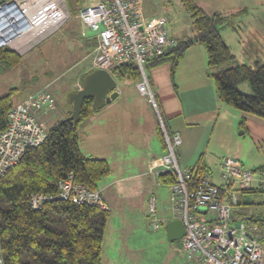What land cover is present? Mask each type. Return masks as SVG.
Listing matches in <instances>:
<instances>
[{
    "label": "built area",
    "instance_id": "2783aa9c",
    "mask_svg": "<svg viewBox=\"0 0 264 264\" xmlns=\"http://www.w3.org/2000/svg\"><path fill=\"white\" fill-rule=\"evenodd\" d=\"M89 1L78 13L80 22L94 32L96 39L91 69L110 71L118 63H135L140 73L136 89L147 97L158 115L166 144L161 158L163 172L173 177L170 204L174 216L185 227L182 248L203 264H264V228L237 224L232 219V210L242 191L264 190V170L255 173L243 168L236 157L224 156L219 162L220 184L214 183L211 172L205 169L189 189L190 169L180 167L176 157L180 138L166 132L159 116L145 65L177 44V39L165 28L169 17L163 13L144 15L140 0ZM68 16L66 0H1L0 47L17 53L27 51L57 30ZM8 27L11 28L6 30ZM76 87L80 88L81 83ZM55 112V105L43 90L27 95L8 110L6 126L0 130V175L16 164L27 149L45 140L51 126L49 119ZM55 199L108 209L101 191L76 181L72 171L58 181L55 193L34 192L28 203L32 209H40L45 202ZM153 201L151 197L149 222L157 229L160 220ZM198 206L216 212L215 220L195 219Z\"/></svg>",
    "mask_w": 264,
    "mask_h": 264
},
{
    "label": "trees",
    "instance_id": "16d2710c",
    "mask_svg": "<svg viewBox=\"0 0 264 264\" xmlns=\"http://www.w3.org/2000/svg\"><path fill=\"white\" fill-rule=\"evenodd\" d=\"M180 1L189 14L195 34L187 39H177L173 48L147 62L146 72L150 67L168 61L173 75L185 50L194 42H200L206 48L208 64L220 67L212 74L218 98L242 114L264 118V58L256 60L253 66L231 65L234 55L219 27L227 21L226 17L221 13H207L194 0ZM66 3L68 10L75 12L84 4L83 0H66ZM19 61V53L0 47V63L14 66ZM110 72L117 80L136 82L140 77L133 62L118 63ZM85 73L80 75V83ZM243 81L249 83V92L239 89ZM14 93L16 89L11 88L0 96V130L6 126L8 110L16 103L12 99ZM71 111L70 105L65 115L51 124L45 140L27 149L16 164L0 175V264H101L108 209L63 199L47 201L40 209H32L28 203L34 192L55 193L58 181L70 171L76 181L91 189H98L100 181L110 173L105 159L85 156L79 148L78 124L97 111L92 107V98L83 101L75 124L66 119ZM244 120L242 116L239 127L247 130ZM157 128L166 149L159 123ZM189 169L188 186L191 189L205 165L200 158ZM160 179L168 184L173 181L167 173L160 174ZM250 191L264 190H244L241 195ZM241 204L248 203L239 199L235 207ZM247 218L255 224L263 220L253 215L243 217Z\"/></svg>",
    "mask_w": 264,
    "mask_h": 264
},
{
    "label": "crops",
    "instance_id": "0c3cea01",
    "mask_svg": "<svg viewBox=\"0 0 264 264\" xmlns=\"http://www.w3.org/2000/svg\"><path fill=\"white\" fill-rule=\"evenodd\" d=\"M213 11L208 13L211 14ZM143 13L147 16L154 15L153 12L143 11ZM226 20L225 22L233 24V19L226 18ZM194 34L195 31L191 23L190 31L186 30L180 34H173V36L176 39H187L193 37ZM207 60L208 56L204 45L200 42H194L185 50L173 75L168 61L150 67L147 70V75L166 132L170 136L177 134L180 138V143L176 146L178 164L182 168H191L201 158L205 169L211 172V165H216L224 156L229 155L239 159V135L243 132L239 133L238 129L244 114L226 105L218 98L212 74L220 67L210 66ZM234 64L235 62L231 63V65ZM90 70H92L91 65L82 73ZM115 80L117 90L115 98H119L121 91L117 84L118 80L116 78ZM134 83L136 87V82ZM139 95L143 100L142 103L138 104L140 106L137 107L139 110L137 117L131 108L133 104L118 103L112 99L107 105L105 103L102 108L91 112L87 118L81 121L78 124L81 140L90 143L95 134L100 136L97 146L91 147L87 144L90 154L81 152L85 156L103 158L109 163L110 173L99 183L98 189L101 192L108 190L114 193L112 195L120 203L126 200L131 205V209L136 208L138 210L140 220L142 216L144 218L149 217V200L153 197L155 215L160 213V216L156 217L159 218L160 222L165 221L167 223L179 218L174 216L169 201L171 183L162 182L160 179V174H164L161 158L165 148L158 133V115L147 97L140 93ZM67 110L68 107L64 110H56L49 119L51 122L49 125L61 119ZM53 117L56 119H52ZM244 126L249 131L245 120ZM262 168L259 167L254 170L260 171ZM220 183L219 179V183L216 184ZM246 194L241 195L240 201L243 200V203H248L245 205H249L252 201L249 194L254 195V197L256 195L252 191L248 195ZM262 201L264 199H258L256 202L258 204ZM105 202L110 211L111 202L106 200ZM242 205L244 204L232 210L233 222L245 225L255 224L252 221L245 222L238 218L237 213L243 211ZM261 211L264 209L258 210L256 207L247 215L259 217L258 213ZM215 216L216 212L209 211L204 206H198L194 211V217L199 221H214ZM255 225L258 229L264 228V225L260 226L258 223ZM104 241L105 237H103L101 255L103 248L105 247V251L107 247L106 244L104 246ZM129 242H123L124 246ZM197 264L200 263L197 262Z\"/></svg>",
    "mask_w": 264,
    "mask_h": 264
},
{
    "label": "rangeland",
    "instance_id": "374dc122",
    "mask_svg": "<svg viewBox=\"0 0 264 264\" xmlns=\"http://www.w3.org/2000/svg\"><path fill=\"white\" fill-rule=\"evenodd\" d=\"M88 1L83 0V3L86 4ZM194 1L207 13L214 10L213 13L218 11L227 19H233V24L225 23L219 27L221 36L234 55L235 64L242 62L253 66L256 60L264 58V0ZM140 5L144 12L167 15L169 20L165 28L170 35L190 31L191 19L180 0H140ZM95 44L94 32L83 26L78 11L70 10L68 18L57 30L29 50L19 52L18 64L10 66L7 63H0V96L15 88L16 93L12 95V99L19 102L28 93L33 94L39 89L38 91L45 92L57 111L67 107L69 109L70 104L65 102V94L74 87L76 89L75 84H80V75L92 63L95 53L91 50ZM117 84L121 94L112 101L133 104L131 108L137 117L139 113L137 107L143 98L136 90L135 83L118 80ZM239 89L242 92H249V83L241 82ZM244 117L249 131L238 129L239 133L243 132L239 135L238 160L245 169L263 167L264 170V118L249 113H245ZM99 138L100 136L95 134L90 143L79 139L80 150L90 154L87 144L95 147L99 144ZM218 164L219 162L211 165L212 179L215 183H219ZM256 172L259 170L256 169ZM101 193L106 201L111 202L104 233V246L106 244L108 248L106 247L105 251V247L103 248L101 264H197V262L202 264L196 255L189 256L182 248L181 238L168 239L165 221L159 222L158 229L153 230L149 223L150 217L142 216L140 220L138 210L131 209L126 200L120 203L112 195L114 193L108 190ZM251 194L249 197L252 201L249 205H242L243 211L237 213L238 218L245 222L249 220L243 217H247L251 210L256 207L258 210L264 209V201L258 204L256 202L258 199H264V191L254 192L255 197ZM258 214L260 219H263L258 225L262 226L264 211ZM156 216H160V213ZM126 241L130 242L124 246L123 242Z\"/></svg>",
    "mask_w": 264,
    "mask_h": 264
},
{
    "label": "water",
    "instance_id": "95a60500",
    "mask_svg": "<svg viewBox=\"0 0 264 264\" xmlns=\"http://www.w3.org/2000/svg\"><path fill=\"white\" fill-rule=\"evenodd\" d=\"M116 96V80L113 75L105 69H92L83 75L80 88L66 92L65 102L72 107L66 119L77 123L86 98L91 97L93 109L98 110ZM165 231L169 240H176L185 234V227L181 219H173L165 224Z\"/></svg>",
    "mask_w": 264,
    "mask_h": 264
},
{
    "label": "bare ground",
    "instance_id": "6f19581e",
    "mask_svg": "<svg viewBox=\"0 0 264 264\" xmlns=\"http://www.w3.org/2000/svg\"><path fill=\"white\" fill-rule=\"evenodd\" d=\"M9 28H11V27L6 28V30L9 29ZM6 30H5V31H6Z\"/></svg>",
    "mask_w": 264,
    "mask_h": 264
}]
</instances>
